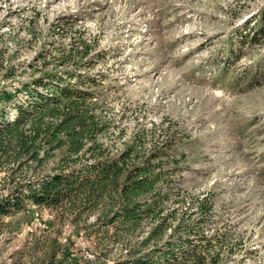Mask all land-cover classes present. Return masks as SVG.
I'll return each instance as SVG.
<instances>
[{"label": "rangeland", "instance_id": "obj_1", "mask_svg": "<svg viewBox=\"0 0 264 264\" xmlns=\"http://www.w3.org/2000/svg\"><path fill=\"white\" fill-rule=\"evenodd\" d=\"M263 10L264 0H0V90L73 74L107 126L93 143L113 158L159 151L164 167L160 217L123 226L82 197L80 208L26 201L0 217V264H113L129 251L154 264H264V78L252 79L264 43L236 44ZM5 167L0 200L41 173ZM162 218L161 238L144 244Z\"/></svg>", "mask_w": 264, "mask_h": 264}, {"label": "trees", "instance_id": "obj_2", "mask_svg": "<svg viewBox=\"0 0 264 264\" xmlns=\"http://www.w3.org/2000/svg\"><path fill=\"white\" fill-rule=\"evenodd\" d=\"M258 18L254 27L240 35L237 45L254 47L264 43V10ZM238 50L229 52L225 66L237 57ZM259 72L260 76L253 74V82L264 78V56ZM14 75L15 70L10 69L5 80L10 82ZM47 79L40 77L12 89L10 83H5L0 90V106L4 105L0 109V173L10 163L18 165V170L31 169L33 176L41 172L38 181H28L24 189L16 188L19 191L11 198L0 200V217L22 211L26 201L39 207L56 208L69 203L80 208L76 201L79 197L85 202V210L102 204L109 224L118 221L123 226H137L147 216L160 217L157 198L163 195L157 186L164 175L159 161L162 153L154 150L141 158L134 156L136 151L128 146L116 158L106 156L101 146L93 143L107 129L94 112V104L86 103L93 93L75 85L73 74L69 78L51 74ZM79 79L82 83L95 82L92 77ZM20 95H26V100L19 104ZM8 106L16 112L12 120L7 118ZM57 152L64 157L51 168L52 173L44 176L43 171ZM82 154H89L87 162L81 161ZM150 195L152 202L141 201ZM164 226L165 222L154 225L144 244L161 238ZM134 253L129 251V259L113 264H154L149 255L134 257Z\"/></svg>", "mask_w": 264, "mask_h": 264}]
</instances>
